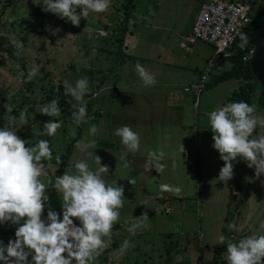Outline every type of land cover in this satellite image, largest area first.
<instances>
[{
	"label": "rangeland",
	"instance_id": "rangeland-1",
	"mask_svg": "<svg viewBox=\"0 0 264 264\" xmlns=\"http://www.w3.org/2000/svg\"><path fill=\"white\" fill-rule=\"evenodd\" d=\"M152 1L154 0H139L136 11L145 13L147 9H151ZM121 2L122 4L125 3L124 0ZM116 3H118V0H112L110 8L106 12H90L88 17L81 18L79 24L73 26L70 22L57 17L55 14L43 11L41 6L34 5L32 0H0V38L5 39L6 42L11 44L14 54L11 57L6 55L5 52H0V107L7 106L14 110L16 109L17 114L12 117L15 118L17 126L20 125L21 112L25 114L26 123L16 130V134L25 141L26 147L35 144L38 139L48 140L49 147L52 150V158L48 160L42 158L39 162L41 166L39 178L45 183L46 187H49L53 179L58 175L60 166L62 167L60 175L65 171H74L73 164L77 159H87L90 168L95 169L97 165L93 166V158L85 157L80 149L93 139L101 138L100 140L108 141L105 137H102L106 135V126L101 129L96 125L98 129L97 134L90 136L88 127L94 124V122L87 121L83 123V133L86 136L85 144L81 147L76 148L72 146L70 148L68 152L71 154V157L70 162H68L66 159L67 148L74 139L77 127L70 120L62 119L61 115L58 117H48L39 113L38 109L47 103L46 91L49 87H53L55 90L59 87L63 88L66 86L65 82L72 84L76 79L81 77H86L89 82V91L85 94V99L90 97V95L96 96L95 98L98 97L99 70L102 69L103 72L107 70L112 61L118 60L122 54L118 55L114 53L116 49L115 45H113V38L118 32V23L113 22L114 19L107 21V16L111 13L110 11L115 12L118 8L117 10L121 12L119 9L121 5L117 6ZM263 7L264 2L253 4L251 16H255ZM77 12H79V8H77ZM119 15L118 18L122 20V13H119ZM105 39L106 41H104ZM14 41H20L22 47L17 49ZM193 49H195L196 55H209L210 57L212 48L204 43L197 42L193 45ZM33 64L40 66L38 74L31 79H27L28 69ZM229 68V61H224L223 65L218 68H213L209 73L206 86L199 97L198 104L196 106L192 105L194 107L190 106V104L188 107L191 121L190 126L194 139L196 138L195 133L199 136L201 128H209L208 113L226 103L234 101L230 99L233 92H237L239 87L243 85V81L230 80L220 83L215 87L207 88V84L213 80L214 76L220 75L224 71L229 70ZM95 87L96 90H94ZM86 101L88 104L87 99ZM253 103L256 105V112L254 114L264 116V109L262 110L255 100H253ZM106 105L108 104H105L103 107L105 111L107 110ZM97 116L101 117L98 114ZM49 119L61 121V125L56 130V133L50 137L40 134L44 123ZM103 129L104 132H102ZM210 132V136L206 134L204 139H199L198 144L196 139L193 141V149L191 150V154H188L186 160L179 161L177 166L165 168V173L169 172L174 181V184L171 186H178L181 189L179 192L180 198L178 200L173 198L170 206L172 209L174 206L178 209L180 207L185 209L187 215L185 217H178L177 221L181 223L189 222L186 225L184 224L183 227L189 226L187 231L194 229L193 234H189L191 237H189V240L192 241L193 238V241L198 245L201 242L199 238L200 234H206L205 231H219V227H222V225L227 226L229 223L238 226L243 225L247 213L252 218H256L251 224H259L261 220H264V184L261 183L264 177H255L253 168L248 167L245 161L237 158L233 162V175L231 179L227 180L228 182L226 181L229 186L239 189L236 201H234L228 189L218 192L215 188L214 184L220 181L216 177L218 176L220 167L223 165V161L219 159L218 152L214 148L212 150L209 149L207 145V139L209 140L213 135L211 130ZM263 132L264 129L257 127L254 134L258 136ZM87 150L91 151L92 149ZM197 153L199 155L198 164ZM93 154L100 157L102 165H105V162L109 164L107 160L109 159L108 156L103 158L100 149L97 153L93 152ZM57 155L60 157L59 164H57L55 159ZM108 171L107 174H104V179L107 182L116 180L118 185H123V196H125L126 187L129 186L127 179L129 176H134V173L131 172L132 170L116 167L108 168ZM158 171L162 173L163 168L158 169ZM116 175H119L118 179L113 177ZM197 177L199 178V183L196 182ZM134 179L137 180L136 178ZM132 185L136 186V183ZM197 185L199 190H202L201 197L198 198L199 200L196 199ZM225 185L227 184L225 183ZM157 191L159 190L154 188V184L150 183L147 185V193H153L154 195L155 193H159ZM47 196L48 201L46 202L45 210L42 211V218L48 208L56 211L58 214L62 211L59 195L54 188ZM204 196L206 197L205 199ZM179 201L183 202L181 206ZM149 205L151 206L152 204ZM159 208L161 209L162 206L160 205ZM197 211H199V216ZM122 213L125 214V211ZM159 214L161 218H165V215L161 212ZM127 217L128 215L125 214L123 219H127ZM225 218H227V221ZM72 219L74 224L79 223L76 218ZM11 225L8 222L0 225V232H4ZM153 227L155 226L153 225ZM183 227L179 228L180 231H183ZM253 230L256 232L259 230V227L257 229L253 228ZM111 231L108 236L103 237L106 247L98 256L94 257L91 264H120V257L125 254L129 246L121 250L122 252L117 250L118 248L113 238L119 237V232H115L113 228ZM195 231L197 232L196 235ZM233 231L239 235L240 231ZM233 231L231 230V232ZM238 235L236 237L237 240L239 239ZM207 236L206 234V238L203 239L205 244ZM223 236L226 243L229 240L227 239V233L223 234ZM144 250H147V248H144ZM204 252L206 256L213 255L211 249H207V251L204 249ZM160 255L163 256L164 253ZM128 258L126 264H132L130 255H128ZM136 259L138 264H142L144 260L140 255ZM158 260L157 254H152V260L150 261L149 258L145 259L143 264H159Z\"/></svg>",
	"mask_w": 264,
	"mask_h": 264
},
{
	"label": "clouds",
	"instance_id": "clouds-1",
	"mask_svg": "<svg viewBox=\"0 0 264 264\" xmlns=\"http://www.w3.org/2000/svg\"><path fill=\"white\" fill-rule=\"evenodd\" d=\"M46 12L78 25L81 18L88 17L90 12H106L112 0H32ZM79 8V12H77ZM17 49L22 47L20 41H14ZM39 65L33 64L27 72V79L38 74ZM134 71L143 86L156 84L153 73L140 63L134 65ZM63 92L75 103L71 116L76 125L87 122L85 94L89 91L86 77L78 78L72 84L65 82ZM38 112L48 117H58L60 108L57 100L48 101L40 106ZM256 105L244 100L232 101L211 110L208 113V124L212 135V147L223 161L218 178L225 183L233 175V162L240 158L246 165L253 168L255 177H264V133L255 135L257 127L264 129V116H258ZM26 123L25 114H20V125L15 118H8V126L0 127V225L8 222L16 225L14 238L7 244L0 242V264H91L94 257L106 247L103 237L108 236L116 224L120 208L123 205V185L116 180L107 182L108 166L100 163V157L93 154L96 141H88L80 149L85 157H92L97 165L90 168L87 159H77L74 171H65L56 176L51 187L56 190L61 201L62 211L46 208L48 196L45 194V183L41 175L40 161L52 158V150L47 139H38L35 144L25 146L16 130ZM60 120L49 119L44 123L40 134L53 136L60 127ZM97 126L88 127L90 136L97 134ZM113 135L119 137V143L127 152H136L140 146L139 133L129 125L114 129ZM87 149H92L88 151ZM183 148L180 144V153ZM165 153L162 150H149L145 162L146 170L162 169L160 161ZM57 164L60 157H55ZM121 159H124L122 154ZM127 166V164L125 165ZM134 184V179H127ZM264 184V180L261 181ZM161 190L179 193L178 186L161 185ZM147 220L145 214H141ZM79 222L74 224L73 219ZM143 220L133 217L128 226L130 235L143 226ZM243 225L229 223L230 230L243 231ZM259 230L246 233L238 240L226 242L225 264H262L264 257V220L259 222ZM225 243L223 235L218 237ZM128 239L120 245L121 250L127 248ZM30 257V258H29Z\"/></svg>",
	"mask_w": 264,
	"mask_h": 264
},
{
	"label": "crops",
	"instance_id": "crops-1",
	"mask_svg": "<svg viewBox=\"0 0 264 264\" xmlns=\"http://www.w3.org/2000/svg\"><path fill=\"white\" fill-rule=\"evenodd\" d=\"M121 1L123 0H118L116 5H121ZM138 1L133 2L126 23L122 54L118 60L112 61L107 70L104 72L102 69L99 70L98 97L90 95L86 98L90 104L87 121L94 122L101 129L106 126V135L102 137L108 140L106 142L111 143L109 148L100 146L97 148V146L92 151L97 153L100 149L103 158L108 156L109 164L105 162L108 168L119 167L124 170L129 168L134 176H129L128 179H137H134L136 186L129 184L126 187V195L119 210L117 224L112 227L115 232H119V237L114 236L113 241L116 242L117 250L120 252H122L120 245L123 241L125 239L129 241L128 249L120 257V264L128 262V255H130L132 264H138L136 257L140 255L144 259L143 264L145 259L152 260V254H157L159 264H209L213 255H209L210 259L209 256H206L204 249L213 251L215 245L222 244L218 240L220 235L227 233V239L233 240L236 239L238 233L233 230L231 232L228 228L229 224L222 225L219 227V231H205L208 235L206 244L203 241L206 234H200L201 242L198 245L193 241V238L192 241L189 240V234L192 235L194 229L187 231L189 226L183 227L189 222L177 221L178 217L187 215L185 209L182 207L178 209L175 206L172 209L170 206L171 212L165 214L163 209L159 208L161 204H158L155 199L158 194L167 196L170 203L173 198L176 200L180 198L179 193L163 191L159 187V185L171 186L174 184L171 174L165 173V168L177 166L179 161L186 160L193 149V141L196 139L198 144L199 139L202 140L206 134L210 136L211 133L207 127L201 128L199 136L195 133L196 138L194 139L188 108L190 104V106L193 105L190 87L197 81L209 55L195 54L193 45L200 41H196L190 46L189 51L180 48L182 38L190 31L198 10V2L197 0H154L151 9L142 13L136 11L139 5ZM110 12L114 15L113 19L120 16L119 13L121 14L117 9L115 12ZM143 31L145 32L143 33ZM136 63H140L154 74L155 85L143 86L134 71ZM223 63L219 62L217 68ZM105 104H108L106 111L103 108ZM258 108L260 109V107ZM97 114L101 117L99 118ZM73 124L77 127L74 122ZM122 125H129L139 133L140 146L136 152H127L124 146L119 143V137L113 135L114 129ZM83 126L82 123L80 137L73 144L76 148L83 146L86 141ZM75 133L73 138H75ZM180 144L183 148L181 153ZM212 144L211 136L209 140L207 139V145L211 150L213 149ZM149 150H162L165 153L164 158L160 161L164 165L162 173L158 169L146 170L145 162ZM122 154H124L123 160L121 159ZM70 157L69 153L68 162H70ZM198 157L197 153V164ZM126 164L127 166H125ZM94 165L96 164L94 163ZM118 176L113 177L118 179ZM196 182L199 183L198 177ZM227 182H225L227 185L222 183L221 186L217 182L214 186L218 192L228 189L236 201L239 189L229 186ZM150 183L154 184V188L159 190L157 191L159 193L153 195V193L146 192L147 185ZM201 194L202 190H199L197 185L196 199L201 197ZM179 203L181 206L183 202L179 201ZM123 211L128 215L127 219H123L125 215L122 213ZM158 211L165 215V218H161ZM142 213L147 216V220H143V217L140 216ZM197 214L199 216V211ZM133 217L143 220V226L136 230L135 235H130L127 228L133 222ZM227 218H225L226 221ZM253 220L256 218H252L247 213L243 231L239 232L240 237L246 233L254 232L253 228H258L259 224H251ZM181 226L183 231L179 229ZM239 235L238 238H240ZM209 246L210 248H208ZM163 253L164 255L161 256L160 254ZM225 256L226 253L221 255L215 264H225ZM261 260L264 264V257Z\"/></svg>",
	"mask_w": 264,
	"mask_h": 264
},
{
	"label": "built area",
	"instance_id": "built-area-1",
	"mask_svg": "<svg viewBox=\"0 0 264 264\" xmlns=\"http://www.w3.org/2000/svg\"><path fill=\"white\" fill-rule=\"evenodd\" d=\"M256 2L264 0H198V10L190 31L180 43V48L186 51H189L196 41L212 48L201 74L190 87L194 106L198 104L209 73L221 60L229 61L238 55L243 65L250 64L254 48L246 41V30L250 23L252 6ZM155 199L161 204L165 214L171 212L170 199L167 196L158 194ZM199 238L201 239V236Z\"/></svg>",
	"mask_w": 264,
	"mask_h": 264
},
{
	"label": "trees",
	"instance_id": "trees-1",
	"mask_svg": "<svg viewBox=\"0 0 264 264\" xmlns=\"http://www.w3.org/2000/svg\"><path fill=\"white\" fill-rule=\"evenodd\" d=\"M124 2L125 3L123 4L121 3V6L119 7L122 13V20H120L116 16L117 18H115L113 21V22H117L118 27H119L117 34L114 35V38H113V45H115V49H116L114 53L118 55L122 53L121 49H122V43L124 40V35L126 33V23L130 16V10L132 8L134 0H124ZM263 17H264V7L261 11L257 12L255 16H251L250 14V23L248 24L247 30H246L247 36L254 29L257 21H259ZM252 20H255V23H253V25H251ZM104 41H106V39ZM246 41L249 44L248 38H246ZM0 52H5L6 55L11 56V57L14 56L11 44L6 42L5 39L3 38H0ZM222 62H224V60L220 61V63ZM229 63H230L229 70L224 71L220 75L214 76L213 80L207 84V88L215 87L220 83H224L230 80L243 81V85L239 87L237 92H234L232 94L230 99L234 101L244 100L249 104H252L253 100H255L261 108H264V97L260 95L261 88H260L259 82L256 80V78L254 77L251 71L250 65L249 64L243 65L240 62L238 55L232 57L229 60ZM53 99L57 100L58 107L60 108V115L62 116V119H68L72 122L73 118L71 116V113L75 110L72 107V104L75 103V101H73L70 96L66 95L63 92L62 87H59L56 90L53 87H49V89L46 91V102L51 101ZM89 107H90V104L88 103L86 105V115L89 112ZM16 114H17L16 109L14 110L7 106L0 107V127L7 126L8 118L12 117L13 115L15 116ZM82 123L77 126L75 138L70 142L67 148V155L69 154L68 151L73 146L77 138L80 137ZM95 141H96L97 146L105 147V148L111 147V143L109 142H106L100 139H96ZM67 155H66V159H67ZM61 168L62 167L60 166L58 170V175H60L62 171ZM54 179L52 183L54 182ZM52 183L50 184L48 189L45 191L46 195L53 189L51 187ZM219 183L220 184L218 185L221 186L223 182L219 181ZM235 205H236V202H235ZM15 227L16 225L12 224L11 226H9L7 230H5L4 232H0V242L7 244L10 238H14ZM213 251H214L213 257H212V260L209 262V264H215L219 260V257L223 255L224 253H226V243L215 245L213 248Z\"/></svg>",
	"mask_w": 264,
	"mask_h": 264
},
{
	"label": "water",
	"instance_id": "water-1",
	"mask_svg": "<svg viewBox=\"0 0 264 264\" xmlns=\"http://www.w3.org/2000/svg\"><path fill=\"white\" fill-rule=\"evenodd\" d=\"M113 18L114 15L110 13L107 16V21H111ZM247 38L249 44L254 48V55L249 65L254 77L259 82L260 95L264 97V17L257 21Z\"/></svg>",
	"mask_w": 264,
	"mask_h": 264
},
{
	"label": "flooded vegetation",
	"instance_id": "flooded-vegetation-1",
	"mask_svg": "<svg viewBox=\"0 0 264 264\" xmlns=\"http://www.w3.org/2000/svg\"><path fill=\"white\" fill-rule=\"evenodd\" d=\"M253 23H255V20H252V23H251V25H253Z\"/></svg>",
	"mask_w": 264,
	"mask_h": 264
}]
</instances>
